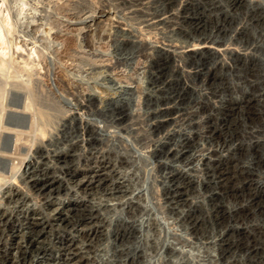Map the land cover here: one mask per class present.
<instances>
[{"label":"rangeland","instance_id":"1","mask_svg":"<svg viewBox=\"0 0 264 264\" xmlns=\"http://www.w3.org/2000/svg\"><path fill=\"white\" fill-rule=\"evenodd\" d=\"M0 24L3 122L33 125L0 154V264H264V0H0Z\"/></svg>","mask_w":264,"mask_h":264},{"label":"bare ground","instance_id":"2","mask_svg":"<svg viewBox=\"0 0 264 264\" xmlns=\"http://www.w3.org/2000/svg\"><path fill=\"white\" fill-rule=\"evenodd\" d=\"M58 10V9H57ZM5 13V12H4ZM6 19V18H5ZM6 21L4 20V23ZM7 25H9L7 22H6ZM3 26V25H2ZM6 26V25H4ZM4 28V27H3ZM2 27H1V24H0V41L4 42V38H3V35H2ZM8 32V31H7ZM7 41V40H6ZM66 45V44H65ZM1 55L3 56H6L5 52H4V49L0 51ZM11 59V58H9ZM9 65V64H8ZM27 66L29 67L28 63H27ZM4 67V66H3ZM25 84V83H24ZM20 85V84H19ZM17 87H18V84H17ZM29 87V86H28ZM27 87V88H28ZM22 88V87H20ZM30 91V90H29ZM7 98V97H6ZM5 98V99H6ZM12 107H16V109L18 110H21V111H25V112H29L31 110V105L29 103H26L25 105L23 104H11ZM51 105V104H50ZM8 106V105H7ZM53 106V105H52ZM5 106L3 108H1V111H0V134H5V132H9V131H14L15 127H18V128H26V130L30 131V129H32V126L33 125H30L29 124H26L25 126L24 125H21V124H18V123H13L11 121H7V122H3V118L5 117L4 115L6 114L5 112ZM19 122V121H18ZM29 123V122H28ZM31 127V128H29ZM16 131V136H15V139L13 140L12 138L9 140L10 141V145L7 144L4 145V146H0V154L2 155H5L6 153H11V156L13 157V160H16L17 158H15V156L17 155H20V146L18 145L19 142L22 141L23 137L25 136L26 132L23 130H15ZM10 133V132H9ZM1 137V136H0ZM26 138V137H25ZM27 139V138H26ZM14 145V149L12 148ZM7 156V154H6ZM24 160V159H23ZM23 160L22 162L19 161L16 165L15 164H12V170H16L18 168L19 165H21L23 163ZM21 162V163H20ZM4 171V170H3ZM3 176V173L0 172V177ZM0 181H2V179H0Z\"/></svg>","mask_w":264,"mask_h":264}]
</instances>
